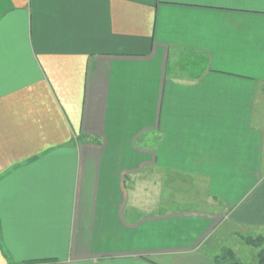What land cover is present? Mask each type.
I'll return each instance as SVG.
<instances>
[{
    "label": "crops",
    "instance_id": "1",
    "mask_svg": "<svg viewBox=\"0 0 264 264\" xmlns=\"http://www.w3.org/2000/svg\"><path fill=\"white\" fill-rule=\"evenodd\" d=\"M225 224L264 235V0H0V264H216Z\"/></svg>",
    "mask_w": 264,
    "mask_h": 264
},
{
    "label": "rangeland",
    "instance_id": "2",
    "mask_svg": "<svg viewBox=\"0 0 264 264\" xmlns=\"http://www.w3.org/2000/svg\"><path fill=\"white\" fill-rule=\"evenodd\" d=\"M223 229L225 234L217 231L212 237L210 248L215 252V255L221 256L223 251L230 252L232 250L234 256L231 258L230 264H264V235L251 236V239L248 240L249 236L247 235L232 236V228L228 224H225Z\"/></svg>",
    "mask_w": 264,
    "mask_h": 264
},
{
    "label": "trees",
    "instance_id": "3",
    "mask_svg": "<svg viewBox=\"0 0 264 264\" xmlns=\"http://www.w3.org/2000/svg\"><path fill=\"white\" fill-rule=\"evenodd\" d=\"M251 239L250 237H248V240ZM253 240V239H252ZM250 243V242H249ZM224 249V248H223ZM223 251L222 255H215V261L216 264H230L231 263V258L234 256L232 250H230V252H226ZM233 263V262H232ZM236 264V263H235Z\"/></svg>",
    "mask_w": 264,
    "mask_h": 264
}]
</instances>
